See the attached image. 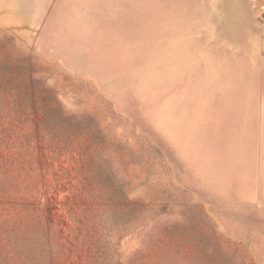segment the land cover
<instances>
[{"label":"rangeland","instance_id":"374dc122","mask_svg":"<svg viewBox=\"0 0 264 264\" xmlns=\"http://www.w3.org/2000/svg\"><path fill=\"white\" fill-rule=\"evenodd\" d=\"M107 10L0 26V264H264V189L221 144L264 102V0Z\"/></svg>","mask_w":264,"mask_h":264},{"label":"crops","instance_id":"0c3cea01","mask_svg":"<svg viewBox=\"0 0 264 264\" xmlns=\"http://www.w3.org/2000/svg\"><path fill=\"white\" fill-rule=\"evenodd\" d=\"M51 14H77V24L84 26L90 18L97 20L99 25L103 24L105 14L110 11H105V0H0V26L29 28L42 25ZM233 95L232 99L243 98ZM246 96V106H240L241 102L236 101L231 107L232 138L221 144L245 148L238 155L246 157L248 176L253 173L255 177L254 187L264 189V102L255 106L251 102L253 94Z\"/></svg>","mask_w":264,"mask_h":264},{"label":"trees","instance_id":"16d2710c","mask_svg":"<svg viewBox=\"0 0 264 264\" xmlns=\"http://www.w3.org/2000/svg\"><path fill=\"white\" fill-rule=\"evenodd\" d=\"M25 67H26V64H24L22 60L20 62H15L14 64H4V67L1 66V68H8L10 70L20 69L21 73L24 72ZM25 80L26 82L32 84V83H38L39 78L29 72L27 73V78H25Z\"/></svg>","mask_w":264,"mask_h":264}]
</instances>
